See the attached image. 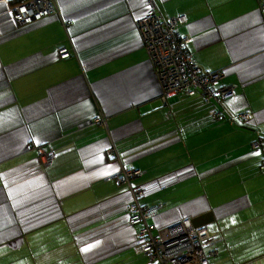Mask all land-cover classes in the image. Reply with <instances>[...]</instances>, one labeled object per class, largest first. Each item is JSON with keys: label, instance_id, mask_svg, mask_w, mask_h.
Here are the masks:
<instances>
[{"label": "crops", "instance_id": "obj_1", "mask_svg": "<svg viewBox=\"0 0 264 264\" xmlns=\"http://www.w3.org/2000/svg\"><path fill=\"white\" fill-rule=\"evenodd\" d=\"M151 4L186 17L178 33L191 58L235 84L230 98L162 101L135 28ZM56 6L55 16L0 35V264H150L134 250L131 194L115 181L122 168L141 171L130 181L145 189L139 203L159 206L153 233L210 212L202 227L218 241L208 264H264V9L256 0ZM60 48L70 56L59 58ZM242 113L250 119L229 123Z\"/></svg>", "mask_w": 264, "mask_h": 264}, {"label": "built area", "instance_id": "obj_2", "mask_svg": "<svg viewBox=\"0 0 264 264\" xmlns=\"http://www.w3.org/2000/svg\"><path fill=\"white\" fill-rule=\"evenodd\" d=\"M259 10L264 9V0H256ZM9 0H0L3 10L0 12V35L6 32L3 28L17 31L37 24L56 15V0H22L15 6L9 5ZM70 22H64L68 26ZM186 24V17L162 16L151 4L150 11L142 18L136 20L135 28L139 44L146 50L161 89V99L166 102L174 96L191 97L199 93L205 104H217L227 100L234 93L235 84L223 82L225 74L222 71L205 72L199 68L188 53L191 40L178 33V27ZM59 58L66 59L70 51L60 48L57 51ZM212 121H219L223 115L218 109L208 112ZM240 121L250 119L247 113L237 116ZM94 122L105 124L101 115ZM234 124V118H229ZM254 148H258L255 144ZM38 155L48 163L53 153L46 152L43 147H37ZM114 148L107 150V155L114 154ZM138 169L122 168L115 176L120 185H127L131 200L127 204V223L138 227L135 233V252L147 256L150 264H208V258L217 255L209 247L217 242L211 240L206 228H194L189 219L182 220L172 226L163 228L156 233L152 230L154 225L149 221L154 219L159 206H143L139 199L145 189L142 186L130 185L133 178L139 177Z\"/></svg>", "mask_w": 264, "mask_h": 264}, {"label": "water", "instance_id": "obj_3", "mask_svg": "<svg viewBox=\"0 0 264 264\" xmlns=\"http://www.w3.org/2000/svg\"><path fill=\"white\" fill-rule=\"evenodd\" d=\"M210 216H211V213L209 212V213L203 214L201 216H197L190 221H191V224L194 228H198V227H202V226H205L206 224H208V222L210 220Z\"/></svg>", "mask_w": 264, "mask_h": 264}, {"label": "trees", "instance_id": "obj_4", "mask_svg": "<svg viewBox=\"0 0 264 264\" xmlns=\"http://www.w3.org/2000/svg\"><path fill=\"white\" fill-rule=\"evenodd\" d=\"M18 1H19V2H18ZM18 1H17V4H16V5L20 4L22 0H18ZM187 50H188V49H187ZM188 53H189V52H188ZM189 55H190V54H189ZM195 64H196V63H195ZM196 65H197V64H196ZM234 89H235V88H234ZM237 116H238V115H236V116H234V117L229 116V117L235 119V121H236V122L234 123L235 125L237 124V122H243V121H240L239 119H237ZM229 123H230V122H229Z\"/></svg>", "mask_w": 264, "mask_h": 264}]
</instances>
